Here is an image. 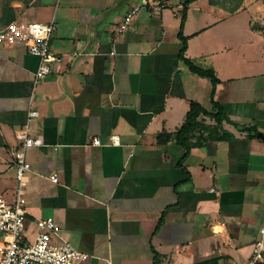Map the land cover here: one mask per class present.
I'll return each mask as SVG.
<instances>
[{
    "label": "crops",
    "instance_id": "crops-1",
    "mask_svg": "<svg viewBox=\"0 0 264 264\" xmlns=\"http://www.w3.org/2000/svg\"><path fill=\"white\" fill-rule=\"evenodd\" d=\"M140 1L0 0V28L54 21L50 48L63 57L62 72L37 80L39 57L0 41V194L15 195V131L28 127V239L53 217L56 240L87 253L85 264H154L156 253L161 264H247L264 224V64L248 61L258 52L245 38L248 28L264 35L261 8L254 0L187 8L185 55L220 78L215 99L233 137L192 148L183 182L184 148L158 134L181 128L191 102L212 110V83L179 56L187 0H155L166 7L140 9L122 31ZM111 135L121 144L106 145Z\"/></svg>",
    "mask_w": 264,
    "mask_h": 264
},
{
    "label": "built area",
    "instance_id": "built-area-1",
    "mask_svg": "<svg viewBox=\"0 0 264 264\" xmlns=\"http://www.w3.org/2000/svg\"><path fill=\"white\" fill-rule=\"evenodd\" d=\"M152 7L164 9L165 4L155 0H141L131 9L124 23L120 25L122 31L127 29L135 14L142 8ZM56 29L54 21L19 23L12 22L0 28V41L9 46H22L34 56L39 57L41 63L36 71V79L40 80L52 71L63 70V57L52 52L50 42ZM37 112H32L35 116ZM16 137L22 141L21 146L12 152L14 157L17 180L15 195L9 200L0 194V264H85L90 258L87 253L67 241H58L55 236L61 230V224L53 217L39 219L36 223V233L28 239L26 213L27 200L25 186L27 172L31 171V164L26 160V149L35 145V140L29 135V128L17 129ZM94 145H102L100 139H94ZM120 139L111 135L106 145L118 146ZM54 183L58 176H49ZM211 192L219 194L214 189ZM247 264H264V224L260 228V236L253 246Z\"/></svg>",
    "mask_w": 264,
    "mask_h": 264
},
{
    "label": "trees",
    "instance_id": "trees-1",
    "mask_svg": "<svg viewBox=\"0 0 264 264\" xmlns=\"http://www.w3.org/2000/svg\"><path fill=\"white\" fill-rule=\"evenodd\" d=\"M193 1L194 0H187L185 2L184 10L182 13L180 32L178 34V37L182 43V48L179 56L183 63L187 65L193 73L210 79L212 83V110H207L198 102H191L190 109L187 113V120L181 128L173 133L163 131L162 133L158 134V141L160 143H166L168 141L174 140L177 144L181 145L184 148V155L178 162V166L181 167L185 176L183 182H188L190 180V173L184 166V162L188 158L192 148L203 146L204 142L209 139L225 140L233 137L232 133L223 128L224 121L231 120L224 111L222 104L215 99L217 85L221 82L220 78L217 76L216 72L213 69H205L200 67L192 59L186 57L185 55L188 47L189 37L184 35L183 28L187 18V8ZM204 116L210 117L214 120L215 123L207 124L205 122V119L203 118ZM154 264H161V257L157 253L155 254Z\"/></svg>",
    "mask_w": 264,
    "mask_h": 264
},
{
    "label": "rangeland",
    "instance_id": "rangeland-1",
    "mask_svg": "<svg viewBox=\"0 0 264 264\" xmlns=\"http://www.w3.org/2000/svg\"><path fill=\"white\" fill-rule=\"evenodd\" d=\"M254 1L261 8V9L258 8L259 9L258 11L262 13L261 14V16L263 17L262 18V21H264V0H254ZM245 17L247 18V21L250 20V14L249 13H246V16ZM251 35H252V33L250 32V30L248 28L247 33H246V37H245L246 38L247 45H248L247 46V49L249 50L250 47H251L250 46V43L251 42H254V45L253 46L255 47V49L257 50L258 53H250V51H248V55H249L248 61H251V58L254 55L257 58V61L260 62V64H264V35L262 36L260 34V38L257 36L258 39H259L258 42H256V40H258V39L257 38L254 39V37L251 36Z\"/></svg>",
    "mask_w": 264,
    "mask_h": 264
}]
</instances>
